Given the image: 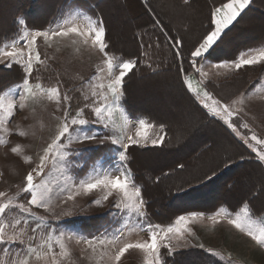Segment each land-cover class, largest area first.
Here are the masks:
<instances>
[{
	"label": "snow or ice",
	"instance_id": "1",
	"mask_svg": "<svg viewBox=\"0 0 264 264\" xmlns=\"http://www.w3.org/2000/svg\"><path fill=\"white\" fill-rule=\"evenodd\" d=\"M253 2L213 0L206 23L201 22L200 36L190 45L185 35H173L171 28L150 16L147 22L136 25L133 33L136 49L131 53L117 54L109 42L104 17L86 7L82 0H63L46 27H37L19 15L13 22V32L0 34V73L18 74L12 85L0 87V145L10 143L5 137H29V130L19 124L9 127L17 112L30 109L35 115L36 106L46 101L55 106L50 116L56 122L35 156L26 154L25 149L30 145L16 143L9 149L29 170L15 185V191H0V254L4 256L0 264H72L68 244L73 239L83 243L82 252L90 251L91 258L99 264L104 261L123 264L126 254L133 251L141 254L143 264H180L182 250L189 249H202L218 257L214 264H233L230 253L223 256L199 242L196 231L189 226L197 220H210L212 225L226 220L257 248L264 249V219L257 222L248 203L234 216L220 206L212 213L185 209L166 224L153 221L149 182L159 186L162 176L182 177L188 165L177 158L171 172L152 168L147 179L133 167L135 149L165 152L169 147L168 125L151 115L138 113L127 99L128 82L138 72L140 79L148 80L175 68L180 90L192 105L184 120L198 121L196 132L217 124L228 133L229 146L223 148L206 171L189 179L181 178L175 199L192 195L200 186L218 179L222 171L241 162L264 173V138H259L244 120L251 90L230 97L217 95L209 90L214 82L205 71L227 69L225 79H229L248 68L264 69V46L213 62L217 59L214 53L225 44ZM142 3L151 13L150 0ZM195 3L196 0H182V6L188 9H193ZM188 30L186 27L185 33ZM40 42L48 48L64 42L74 46L77 52L99 54L101 62L96 64L95 74L90 78H79V87H65L59 73H55L54 84L45 83V74L50 79L53 73L49 63L53 57L42 52ZM31 135L36 133L33 131ZM183 147H188L187 141ZM52 170L60 174L62 182L53 185L49 178ZM250 194L253 198L264 197V180L258 192ZM78 196H96L89 207L106 206L112 227L97 234H85L82 222L68 219L75 211L85 210L76 204ZM57 201L66 206L59 212ZM133 236L137 238L132 239Z\"/></svg>",
	"mask_w": 264,
	"mask_h": 264
},
{
	"label": "rangeland",
	"instance_id": "2",
	"mask_svg": "<svg viewBox=\"0 0 264 264\" xmlns=\"http://www.w3.org/2000/svg\"><path fill=\"white\" fill-rule=\"evenodd\" d=\"M82 2L90 10L95 9L104 17L109 28V42L117 54H120L121 51L124 53L135 51L136 43L133 33L136 25L147 22L150 19L149 14L159 20L161 18L163 23L172 29L173 35L176 32L185 35V39L190 45L200 36L201 22L206 23L205 18L213 0H196L193 9L183 7L181 0H150L151 13L146 11V7L140 0H82ZM62 4L63 0H0V34L12 33L13 22L19 15L27 17L37 27H46ZM38 5L43 7L40 8ZM252 5L254 8L244 16L230 33L225 44L216 51V55L220 56L219 60L223 57L232 59L242 49L250 48L255 44H264V0H254ZM186 27L189 30L185 33ZM40 43L42 52L53 57V60L49 61L53 73L50 79L48 78L49 74H45V80L56 82L55 73H59L61 80L65 81V87H79L81 83L79 78H90L95 74L96 64L101 62L99 54L89 56L86 50L77 52L74 46L64 42L54 44L51 48ZM257 48H252V50ZM167 55L170 57L169 53ZM217 72L220 73L219 76L214 75ZM227 72V69H213L210 74L214 79L213 89L218 95L224 97L251 90L246 105L247 115L244 120L259 138H264V100L261 99L264 97V69L256 66L243 70L235 78L225 79ZM140 76L139 72L128 82L129 105L138 113L151 115L154 120L166 122L173 138L164 153L135 149L133 151V167L147 179L151 175L149 170L152 168H163L165 172H171L177 158L188 165V171L183 173L182 177L176 174L171 177L162 176L159 186L149 182L148 198L153 221L166 224L174 221L175 217L182 214L185 209L211 212L223 204L236 208L239 204L244 205L246 201H250L256 206L254 208L250 205L252 212L257 217L254 219L257 222L264 219V197L253 198L250 194L251 191L258 192L260 182L264 180V173L244 162L234 165L228 171V175L219 180H215L207 186H200L192 195L184 196L182 199L174 198L176 187L180 184L181 178L189 179L193 174L206 171L213 165L214 158L222 153L223 148L229 146L227 135L211 125L196 132L195 126L198 121L184 120V116L187 115L192 105L180 90L174 68L148 80H142ZM17 80V73L7 71L0 73V87L12 85ZM54 109L53 104L45 101L44 104L36 106L35 115L30 109L17 112L9 127L19 124L21 128L29 130L30 135L27 138L15 135L5 137L10 143L0 145V191L6 189L15 191V185L22 181L24 174L29 170V166L24 164L20 157L9 151L10 147L16 143L30 145L25 149L26 154L35 156V153L45 145L54 130L56 122L50 116ZM25 116L28 119H25ZM30 125L31 127H29ZM33 131L36 133L35 136L31 135ZM243 131L247 132V130ZM185 141L188 142L187 148L183 147ZM213 145V150L207 151L208 147ZM177 148L182 150L177 152ZM157 174H159L158 171ZM49 178L53 185L57 181L62 182V177L56 170H52ZM95 198L96 196H78L76 204L85 210H77L73 217L68 218L82 222L85 234H97L113 225L112 218L106 215L108 211L106 206L92 205L89 207L91 200ZM57 203L60 204V207L56 209L57 212L66 207L60 201ZM68 206H71V202ZM189 226L196 231L199 242L203 243L205 248H211L223 256H228L230 253L233 264H264V249L257 248L250 238L232 228L226 220L216 225H212L210 220H197ZM131 238L136 239L137 237ZM68 247L72 253V264H99L98 261L91 258L90 251L82 252V249L85 248L83 243H77L73 239L69 242ZM182 252L184 254L179 257L180 264H214V261L219 259L202 249L182 250ZM198 252L206 256L204 261L193 260L198 257ZM189 256H193V259H186ZM2 259L4 256L0 254V260ZM103 264H107V261H104ZM123 264H143V258L141 254L133 251L126 254Z\"/></svg>",
	"mask_w": 264,
	"mask_h": 264
},
{
	"label": "crops",
	"instance_id": "3",
	"mask_svg": "<svg viewBox=\"0 0 264 264\" xmlns=\"http://www.w3.org/2000/svg\"><path fill=\"white\" fill-rule=\"evenodd\" d=\"M252 50V49H251ZM245 52V51H244ZM243 53V52H242ZM239 54H241V53H239ZM239 54H237L235 57H238V55ZM214 57L215 58H218V60L217 59H214V61L213 62H220L221 60H225L226 58H220V60H219V57L220 56H217L216 55V52L214 53ZM234 57V58H235ZM213 69H215V68H206L205 69V71H208L210 74L212 73V71H213ZM212 76V80H214L213 79V75H211ZM194 83H195V81H194ZM211 89V91H213L215 94H217L216 93V91L213 89V87L211 86L210 87ZM218 95V94H217ZM187 98L189 99V97L187 96ZM190 100V99H189ZM209 125H211V126H214V127H216V128H218L220 131H222V133H225L227 136H228V133L223 129V128H221L219 125H217V124H209ZM167 130V143L169 144L171 141H172V134L170 133V130H169V127L166 129ZM242 163V162H241ZM233 168V167H232ZM231 170V168L230 169H227V170H224V171H222L221 172V174H220V176H219V178L218 179H216V180H219L221 177H224L225 176V174H224V172L225 173H228V171H230ZM215 181V180H214ZM213 181V182H214ZM246 203H248V201H246ZM249 204V203H248ZM221 206H223V207H225L229 212H231L232 213V215L233 214H235L237 211H240L242 208H243V205H239V206H237L236 208H233V207H230V206H228V205H221ZM220 206H218L216 209H214L213 211H211V212H207V213H212V212H214L215 210H218V208H219ZM249 207H250V204H249ZM253 218H257L256 217V215H253Z\"/></svg>",
	"mask_w": 264,
	"mask_h": 264
},
{
	"label": "trees",
	"instance_id": "4",
	"mask_svg": "<svg viewBox=\"0 0 264 264\" xmlns=\"http://www.w3.org/2000/svg\"><path fill=\"white\" fill-rule=\"evenodd\" d=\"M141 2H142V0H140ZM172 1H176V0H172ZM181 2H182V0H181ZM143 4V3H142ZM144 5V4H143ZM145 6V5H144ZM254 8V6L253 5H251V9H253ZM250 9V10H251ZM209 10V9H208ZM249 10V11H250ZM249 11H247V13L249 12ZM155 12V11H154ZM149 13V12H148ZM156 13V12H155ZM149 16H151L150 14H149ZM160 21L163 23V21L161 20V18H160ZM164 24V23H163ZM165 25V24H164ZM177 33H179V32H176V33H174V35L175 34H177ZM192 42H194V41H192ZM257 43V42H256ZM258 46H264V44H260V45H257V44H255V45H252V47H250V48H247V49H242L239 53H242V52H244V51H247V50H251L252 48H257ZM238 53V54H239ZM170 54V56H171V53H169ZM237 55V54H236ZM175 69V68H174ZM248 69H250V68H248ZM139 73V72H138ZM167 75H168V73H167ZM166 75V76H167ZM15 82V81H14ZM13 82V83H14ZM12 83V84H13ZM45 83H49V84H54L55 82H49V81H47V80H45ZM127 99H128V97H127ZM138 150H140V151H142V149H138ZM133 157H134V155H133ZM232 168V167H231ZM224 174H225V176L226 175H228V173H225L224 172ZM248 203L251 205V206H253L254 208L256 207L253 203H251L250 201H248ZM240 205V204H239ZM238 205V206H239ZM206 258V256L204 255V254H202V253H200V252H198V257H196V258H194L193 259V256H189V258H186V259H190V260H194V261H196V260H201V261H204V259Z\"/></svg>",
	"mask_w": 264,
	"mask_h": 264
}]
</instances>
